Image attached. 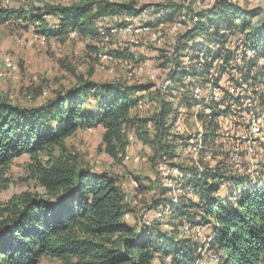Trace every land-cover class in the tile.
Segmentation results:
<instances>
[{
  "label": "trees",
  "instance_id": "1",
  "mask_svg": "<svg viewBox=\"0 0 264 264\" xmlns=\"http://www.w3.org/2000/svg\"><path fill=\"white\" fill-rule=\"evenodd\" d=\"M182 13L175 0L151 8L99 0L66 7L29 3L10 7L0 0V26L22 23L38 35L59 40L71 33L103 40L109 35L99 30L108 27L107 19H118L114 27L125 26L126 20L151 27L153 21L171 25ZM195 15L197 24L179 32L170 45L171 86L155 92L152 100L159 107L152 118L134 115L143 97L139 93L147 94L146 87L82 78L37 106L22 107L0 98V195L10 183L5 177L10 165L23 156L28 158L26 174L33 186L0 201V264H39L42 259L61 264H196L201 240L194 234L183 235L180 230L185 225L199 227L210 237L216 264H264V186L236 198L246 180L231 171L229 152L216 151L214 122L202 125V140L211 152H198L195 157L175 152V142L184 135L170 133L178 110L190 108L191 84L185 83L186 77L196 79L207 70L194 68L197 54L205 50L212 60L228 61L232 51L227 44L239 40L263 48L264 24L254 27L249 15L226 0H216L209 10ZM221 29L230 30L231 36L220 35ZM207 40L212 41L205 49ZM186 55L191 59L187 67L183 66ZM96 129L102 131L101 146L111 159L124 155L130 134L152 148L155 181L144 186L134 178V197L152 194V205L144 213L169 207L171 214L165 220L169 232L161 230L157 221L150 226L128 224L116 180L93 171L67 146L66 141L78 132ZM184 129L186 133L188 126ZM207 154L210 161H205ZM179 159L188 164L173 162ZM158 163L178 170L170 185L161 184ZM176 188L191 192L197 201L172 195Z\"/></svg>",
  "mask_w": 264,
  "mask_h": 264
},
{
  "label": "rangeland",
  "instance_id": "2",
  "mask_svg": "<svg viewBox=\"0 0 264 264\" xmlns=\"http://www.w3.org/2000/svg\"><path fill=\"white\" fill-rule=\"evenodd\" d=\"M215 1L201 0L199 11L209 10ZM226 1L239 6L249 15V22L254 27L264 24V0ZM99 2L135 4L136 7L151 8L169 3L170 0H99ZM28 3L40 8L66 7L80 4L81 0H4V4L10 7ZM105 22L114 27L118 24V19H107ZM153 24L154 21L151 26ZM173 34L175 33H171L167 25H162L146 32L119 31L100 41L79 38L77 34H70L65 40H59L38 35L34 33L32 27H26L22 23L4 24L0 26V98L22 107L37 106L55 93L71 89L77 80L82 78L97 84H122L129 88L146 87L147 94L139 93V96H144V102L137 105L134 115L142 119L152 118L159 107L152 99L173 64L172 56L170 57L172 54L170 45L175 40ZM211 41L207 40L203 44L205 49L210 46ZM39 92L40 95L37 94ZM168 119L167 124L170 123ZM101 135L100 129L80 131L68 139L66 144L71 151L78 153L85 165L93 171L107 173L116 180L127 208L125 221L131 226L141 225L142 215L152 205V194L145 193L134 197L132 183L134 178L140 180L144 186L154 183L156 176L152 164L154 151L135 136L133 142H128L124 152V156L129 157L128 161H123V155L116 160L111 159L101 146ZM179 154L185 155L184 152ZM137 158L138 161L135 162L134 159ZM173 162L188 164L181 159ZM27 164L28 158L25 156L12 162L5 176L10 183L0 195L1 202L24 191L33 190L26 174ZM161 184L166 185V182L161 181ZM159 222L162 225L161 230L170 231L165 220ZM180 231L185 234L183 230ZM196 239L199 240L198 237ZM39 264L61 263L57 260L42 259Z\"/></svg>",
  "mask_w": 264,
  "mask_h": 264
},
{
  "label": "built area",
  "instance_id": "3",
  "mask_svg": "<svg viewBox=\"0 0 264 264\" xmlns=\"http://www.w3.org/2000/svg\"><path fill=\"white\" fill-rule=\"evenodd\" d=\"M175 1L180 2L183 13L174 23L167 26L168 30L170 29V32L175 33L173 35L176 36L179 32L190 30L197 24L198 18L195 13L200 12L201 0ZM126 22L125 26H108L100 29L99 32L103 36L107 34L110 36L119 31L123 33L146 32L164 25L154 23L151 27H147L142 23H137V20H126ZM220 35L230 37L231 31L221 29ZM203 41V38H198V42ZM227 48L232 51L228 61H224L223 58L212 60L205 50L197 54L193 63L194 68L203 72V69L207 67V70L203 72L202 77L196 79L186 77L185 83L189 86L191 84L188 93L190 108L187 109L184 106L178 110L170 133L174 136L184 135L175 142L176 152H184L195 157L198 152H211L206 142L202 140V125L214 122L216 151L229 152L227 163L231 171L246 180L244 187L237 192L236 198L238 199L247 192L264 186V47L256 48L239 40L234 45L227 44ZM190 63V56H184L183 66L187 67ZM170 67L171 71L174 68L173 64ZM168 75L169 73L162 80L158 91H164L171 86ZM143 98L144 96L137 102V105L144 102ZM186 126L188 130L184 133ZM133 138L134 136L130 134L128 142H133ZM122 159L126 162L129 157L123 155ZM210 160L211 156L207 154L205 161ZM134 161L137 162L138 158ZM157 172L167 185L171 184L172 178L178 176V170L166 163H158ZM132 184L136 187V182ZM172 195L197 201L191 192L180 188H176ZM150 213L142 215L141 225L150 226L154 221H164L170 216L171 210L169 207H158ZM182 230L185 235L192 233L202 239L197 249L196 264L217 262L218 257L215 252L209 249L211 239L206 237L207 235L201 228L191 229L189 225H185Z\"/></svg>",
  "mask_w": 264,
  "mask_h": 264
}]
</instances>
